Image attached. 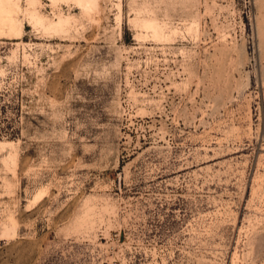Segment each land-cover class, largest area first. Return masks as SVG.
I'll use <instances>...</instances> for the list:
<instances>
[{
  "label": "rangeland",
  "instance_id": "obj_1",
  "mask_svg": "<svg viewBox=\"0 0 264 264\" xmlns=\"http://www.w3.org/2000/svg\"><path fill=\"white\" fill-rule=\"evenodd\" d=\"M0 4V264H264V0Z\"/></svg>",
  "mask_w": 264,
  "mask_h": 264
},
{
  "label": "bare ground",
  "instance_id": "obj_2",
  "mask_svg": "<svg viewBox=\"0 0 264 264\" xmlns=\"http://www.w3.org/2000/svg\"><path fill=\"white\" fill-rule=\"evenodd\" d=\"M4 2V1H3ZM1 5V4H0ZM3 6V5H2ZM2 10V9H1ZM2 13V12H1ZM11 14V13H10ZM5 19H7L8 20V22H9V24L11 25L12 23H10V21H12V20H10V18L8 19V17H5ZM3 20H4V18H2L1 17V19H0V21H2L3 22ZM6 22V20H4V23Z\"/></svg>",
  "mask_w": 264,
  "mask_h": 264
}]
</instances>
